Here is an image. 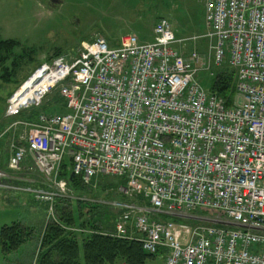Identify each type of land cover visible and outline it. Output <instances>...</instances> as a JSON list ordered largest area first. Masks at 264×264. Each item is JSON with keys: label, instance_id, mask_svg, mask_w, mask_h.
<instances>
[{"label": "built area", "instance_id": "built-area-1", "mask_svg": "<svg viewBox=\"0 0 264 264\" xmlns=\"http://www.w3.org/2000/svg\"><path fill=\"white\" fill-rule=\"evenodd\" d=\"M204 26L181 38L159 17L150 40L95 36L43 63L39 98L18 105L15 92L6 116L55 90L62 111L0 134V192L30 194L53 217L69 190L66 164L83 185L124 182L131 200L110 203L113 235L162 264H264V0H204ZM200 38L212 63L235 73L230 105L197 80V47H176Z\"/></svg>", "mask_w": 264, "mask_h": 264}, {"label": "rangeland", "instance_id": "rangeland-1", "mask_svg": "<svg viewBox=\"0 0 264 264\" xmlns=\"http://www.w3.org/2000/svg\"><path fill=\"white\" fill-rule=\"evenodd\" d=\"M159 17L169 20L176 37L190 39V36L202 35L206 31L204 0H59L54 7L43 0H0V41L12 40L15 43L11 48L0 49V134L11 123L21 119L19 115L6 116L10 97L43 63H50L55 57L73 50L81 41L95 36L106 38L111 45L126 34H135L140 41L150 40ZM184 43L176 47L186 53L196 46L202 53L204 64L197 72V80L209 90L211 78L228 67L212 63L207 39L186 40ZM55 95V91L45 95L28 109L32 112L60 110ZM6 141L7 135L0 138V160L4 163L8 157ZM68 189L67 196L62 198L70 200L74 211L78 206L76 202L83 201L86 204L82 206V218H89L97 212L106 227H111L113 219L107 214L110 203L131 200L120 193L110 177L99 178L80 190L73 186ZM91 203L99 207L88 214ZM25 206H33L38 212ZM199 214L213 215L205 210ZM47 216L45 207L34 203L30 194L0 192V227L21 221L33 231L31 240L17 251L4 255L0 249V264H34L37 241ZM76 220L77 225L82 221L79 218ZM76 229H79L78 226ZM83 231L86 233L88 229ZM78 233L77 238H80ZM79 260L80 264H84L81 251ZM145 264H162V259H148Z\"/></svg>", "mask_w": 264, "mask_h": 264}, {"label": "trees", "instance_id": "trees-1", "mask_svg": "<svg viewBox=\"0 0 264 264\" xmlns=\"http://www.w3.org/2000/svg\"><path fill=\"white\" fill-rule=\"evenodd\" d=\"M14 44L12 40L0 41V49L11 48ZM209 90L225 99L227 105H230L235 96L234 71L228 67L216 72L215 76L211 78ZM55 94L56 102L61 107L60 110L55 112H61L62 99L58 96L56 90ZM23 112L26 114H21ZM23 112L19 113L21 119L34 120L38 111L27 110ZM0 168H4V162L1 160ZM61 174L67 177L69 186H73L77 190L84 188L85 185L80 183L77 178L73 176L70 178V174L66 170V164ZM112 181L116 187L124 184V182L114 178H112ZM56 201L53 217L46 219L40 232L34 264H80V251L82 252L84 264H114L115 262L145 264L148 259L155 258L154 255L145 253L139 242L114 236L112 220L110 221L111 227H106L100 220V215L93 212V208L97 209L99 207L97 204L91 203L92 207L87 210L88 214L93 212L91 218L83 219V201L78 200L76 202L78 203L76 211L70 204V200L58 198ZM107 214L112 218L115 216L110 208H107ZM94 216L96 217L94 218ZM77 218L82 220L78 225L76 224ZM77 226L79 229H76ZM84 229H88V231L85 233ZM77 232H80L78 233L81 235L80 238H77ZM32 234V228L20 221L1 226V252L7 255L17 251L31 240Z\"/></svg>", "mask_w": 264, "mask_h": 264}, {"label": "bare ground", "instance_id": "bare-ground-1", "mask_svg": "<svg viewBox=\"0 0 264 264\" xmlns=\"http://www.w3.org/2000/svg\"><path fill=\"white\" fill-rule=\"evenodd\" d=\"M42 74L41 71L35 72L27 82H25L15 93L14 100L18 105L27 103L38 99L43 88L40 87L38 82L41 80Z\"/></svg>", "mask_w": 264, "mask_h": 264}, {"label": "crops", "instance_id": "crops-1", "mask_svg": "<svg viewBox=\"0 0 264 264\" xmlns=\"http://www.w3.org/2000/svg\"><path fill=\"white\" fill-rule=\"evenodd\" d=\"M16 193H13V195H15ZM31 196V195H30ZM32 198V197H31ZM32 201L34 202V203H36V204H39V203H37V202H35L33 199H32ZM26 204H28L27 203V201H26V199H25V201H24V205H26ZM24 208H26V209H28V210H30V211H36V212H38V210H36L33 206H31V207H27V206H25ZM34 208V209H33ZM21 222V221H20ZM36 252V251H35ZM31 253V252H30Z\"/></svg>", "mask_w": 264, "mask_h": 264}, {"label": "flooded vegetation", "instance_id": "flooded-vegetation-1", "mask_svg": "<svg viewBox=\"0 0 264 264\" xmlns=\"http://www.w3.org/2000/svg\"><path fill=\"white\" fill-rule=\"evenodd\" d=\"M43 1L44 3L46 2L48 5H52V7H54L55 5H58V2H59V0H43Z\"/></svg>", "mask_w": 264, "mask_h": 264}, {"label": "water", "instance_id": "water-1", "mask_svg": "<svg viewBox=\"0 0 264 264\" xmlns=\"http://www.w3.org/2000/svg\"><path fill=\"white\" fill-rule=\"evenodd\" d=\"M71 177H72V175L70 176V178H71ZM116 211H117L116 209L113 210L114 213H116Z\"/></svg>", "mask_w": 264, "mask_h": 264}]
</instances>
